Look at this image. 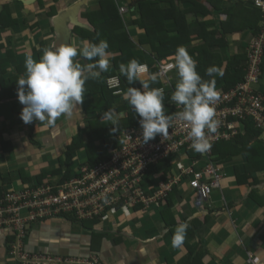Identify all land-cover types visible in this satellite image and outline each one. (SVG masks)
I'll return each mask as SVG.
<instances>
[{
  "label": "trees",
  "instance_id": "1",
  "mask_svg": "<svg viewBox=\"0 0 264 264\" xmlns=\"http://www.w3.org/2000/svg\"><path fill=\"white\" fill-rule=\"evenodd\" d=\"M223 2L224 0H131V3H127V0L120 2L97 0L92 8L82 11L80 17H83L82 19L90 28L73 26V37L88 43H98L101 39L107 40L108 52L113 59L106 72H102L97 79H89L85 83V98L81 104L83 122L75 127L69 141L64 142V146L60 148L58 156L51 159L46 153L41 154L42 157H37L33 173L30 169L19 170L18 181L23 186L21 188L47 186L55 179L59 183L74 176L83 164L92 166L106 160L110 156V151L119 146L116 136L120 131L128 127L140 126L141 118L124 97L129 87L142 90V85L139 81H133L131 85L128 83L126 77L120 72L121 63L126 65L133 59L141 64L146 63L148 73L142 78L147 79L148 74L157 73V63L174 60L177 48L183 46L197 61V71L205 80L210 79L206 75L207 68L211 66L222 68L223 77H216L215 87L218 92V89L225 91L241 82L245 75L244 55L242 52L227 54V37L239 29H248L251 34L257 35L262 29L263 13L255 5V0H232L228 7ZM0 7V104L17 101L18 108L15 112L20 117L23 105L18 100L16 80L20 72L25 69V64L20 59L19 63L12 67L16 55H19L15 53L12 39L16 38L19 28L26 29L28 26L23 24L16 14H12L10 4L5 3ZM120 7H126L127 10L120 13ZM219 12L228 13L227 20H220ZM36 34L35 41L40 43V49L35 57L38 61L43 50L51 47L44 46V42L40 40L43 36L40 32ZM44 35L48 38L51 31L45 32ZM78 58L82 65L94 62L82 57ZM9 69H11L10 74H8ZM172 75L169 86H164V79L159 77L155 84H150V87H164L166 114L173 116L177 108L175 102L171 100V94L179 82L176 68ZM261 75L264 78V51ZM113 76L119 77L120 84L110 88L107 81ZM255 89L264 96V81L256 85ZM116 90H122L124 94H115ZM109 110L112 111L113 118L118 120L115 131L114 125L105 116ZM241 124V131L235 136L227 139L220 138L212 144V153L209 158L224 168L230 167L229 173L234 176L235 183L252 184L255 183L257 172L264 171V128L258 127L249 117L241 120ZM106 129L112 133L110 139L104 137ZM37 136L39 134L35 137L32 133L28 134L25 137L26 143L42 148L40 136L38 138ZM22 143L23 140H20L19 144ZM16 145L17 142L12 137L2 139L0 136V149L5 154L13 152ZM80 149L85 150L86 158L75 168L72 163L74 154ZM187 154L190 157H200V153L194 150H187ZM170 168L169 159H165L149 168L146 180L155 173H160L159 177L165 180ZM11 175L12 172H0V197L6 193L8 187L5 186L11 184ZM171 195L172 193L168 197L164 211L170 210ZM138 211H132L127 217L139 214ZM116 215L126 218L120 208ZM60 216L74 217L65 213ZM74 220L91 232L94 241L101 238L107 231L96 217ZM165 223L168 227L174 225L170 218ZM174 230L175 228L171 227V238ZM194 232L195 225H190L184 243L180 246L186 247V254L189 257L186 262L189 264H198L194 262V259L199 260L197 245H190L186 241ZM98 255L101 259L100 254Z\"/></svg>",
  "mask_w": 264,
  "mask_h": 264
},
{
  "label": "crops",
  "instance_id": "2",
  "mask_svg": "<svg viewBox=\"0 0 264 264\" xmlns=\"http://www.w3.org/2000/svg\"><path fill=\"white\" fill-rule=\"evenodd\" d=\"M6 1L8 2V0H0V5ZM231 1L224 0L223 3L228 7ZM10 6L14 11H18L14 3ZM31 6L34 7L33 4L28 7ZM67 8L63 7L62 11ZM218 16L224 21L229 17L228 13L224 12H219ZM29 20L32 21L33 18ZM31 21L26 24L30 28H19L17 30L19 36L11 41L15 45V53L19 54L16 55L12 67L19 63L20 59L25 64L28 56L36 59L40 43L34 39L40 26L36 25L38 24L36 19L33 25L30 24ZM250 34L248 29L232 32L227 37V54L244 53ZM84 43L85 41L74 37L72 46L81 48ZM10 73L11 69L8 74ZM21 76H26V68L18 75ZM17 108V101L0 104L2 132L0 136L2 139L12 137L17 142L14 151H10L9 154H5L0 149V172H12L11 184L13 181L20 184L18 181L20 169H30L33 173L37 157H42L41 154L46 153L51 159L58 156L61 145L69 141L75 127L81 124L84 118L80 104L73 109L71 117L62 116L54 125L36 120L31 124H25L16 114ZM30 133L34 137L39 134L42 148L26 143L25 137ZM20 140H23L22 144H19ZM229 168H221L223 177L220 181V189L213 190L210 197L203 202H199L197 194L184 183L169 193V195L172 193V205L168 211L164 210L169 196L166 204L159 209L148 212L138 211L139 214L133 217L111 216L112 220L107 222L100 220L104 230L107 231L96 241L93 240L89 230L84 229L74 220L75 217L59 215L45 218L36 226L27 229L23 244L30 254L38 252L44 255L80 257L97 253L100 254L104 264H189L185 262V257L189 258L186 247H173L170 235L171 227L173 229L179 223L187 221L189 225H195V232L186 239L190 245H197L199 249V260L194 259L195 263L249 264L248 256L253 254L259 258L256 264H264V171L257 172L255 183L237 184L232 173H229ZM156 175L157 173L151 176ZM185 193L196 194L194 203L185 200L184 204H181L178 194H182L183 197ZM177 207L180 211L176 215L173 213L176 209L173 208ZM168 218L174 225L168 227L165 223ZM132 226L137 231H133ZM7 234L0 230V264H22L18 258L9 255Z\"/></svg>",
  "mask_w": 264,
  "mask_h": 264
},
{
  "label": "built area",
  "instance_id": "3",
  "mask_svg": "<svg viewBox=\"0 0 264 264\" xmlns=\"http://www.w3.org/2000/svg\"><path fill=\"white\" fill-rule=\"evenodd\" d=\"M255 5L263 13L262 29L249 38L243 80L223 91L215 103L220 125L215 133L208 136L211 145L220 138L227 139L239 133L241 120L247 117L264 128V96L255 89L264 49V0H255ZM126 10V7L119 8L120 13ZM173 68L170 62L158 64L157 73L164 79V86L170 85ZM119 83L118 77L107 81L112 88ZM177 108L173 126L165 138L157 135L144 143L141 126L128 127L116 136L119 146L110 151L106 160L92 166L83 164L74 176L59 183L55 179L43 187L8 189L0 197V228L10 230L11 237L7 242L9 255L18 258L22 264H104L97 253L80 257L30 254L23 244L25 229L41 219L63 213L77 220L96 217L107 222L112 220L111 216H116L119 208L125 217L136 210L148 212L159 209L166 204L169 193L184 183L200 196L201 201L209 198L213 190H219L223 177L221 166L209 158L212 149L200 157L187 154V150H192L188 135L190 129L176 116L182 111L181 106L177 105ZM165 159H169L171 166L166 179L162 180L157 174L146 180L149 168ZM258 261L257 256L249 254V264Z\"/></svg>",
  "mask_w": 264,
  "mask_h": 264
},
{
  "label": "clouds",
  "instance_id": "4",
  "mask_svg": "<svg viewBox=\"0 0 264 264\" xmlns=\"http://www.w3.org/2000/svg\"><path fill=\"white\" fill-rule=\"evenodd\" d=\"M11 10L13 11V9ZM20 13L22 12L20 11ZM58 14L48 18L46 22L39 20L38 24H36L40 26L38 33L40 32L43 35L44 46L51 48L44 49L38 61L33 59L32 56H28L25 60L26 76H21L16 80L18 100L23 105L20 117L25 124H31L36 120L39 122L46 121L49 125H54L56 120L62 116L71 117L73 109L83 103L86 81L97 79L102 72H106L110 66L111 59H113L108 52L109 44L104 39L99 40L98 43L85 42L81 48L72 46L73 40H69L68 45L53 46L56 37L53 30L49 36L53 37V43L52 45L48 44L49 41L47 40L49 39H45L44 33L49 31L48 23H51L53 27V18ZM32 15L34 17L35 14ZM19 17L23 18L21 15ZM79 20L86 23L82 18H79ZM33 21L31 22L33 23ZM22 22L23 24H28L27 19L25 21L23 19ZM71 27L73 28V26ZM243 55L246 73V48ZM78 57L94 62L82 65ZM174 60L157 63V69L158 64L173 63L174 68L170 74L172 78L173 71L176 68L179 82L171 94V100L175 102L176 108L177 105L182 107V111L178 112L176 116L189 126L188 135L192 141V150L196 153L204 154L212 147L208 138L209 134L215 133L220 125V121L216 118L215 103L220 99V94L223 91L218 89L219 93L215 84L216 77H223L224 72L220 67L211 66L206 70V75L210 79L205 80L197 71V61L193 59L183 46L177 48ZM262 62L263 53L259 64V76L256 85L264 81L261 75ZM119 68L121 74L126 77L130 85L133 81H139L142 85V90L129 87L124 98L141 118L139 123L142 128L143 142L147 143L155 139L157 135H161L164 138L167 137L169 129L173 126L174 117L166 114L164 90L150 87V84L157 82L160 77L159 74L151 73L148 74L147 79H143L142 77L148 73V65L146 63L141 64L135 59L129 61L126 65L121 63ZM114 93L120 94L123 91L116 90ZM105 116L114 125L113 130L115 131L118 120L113 118L112 111L106 112ZM8 189L14 188L8 187L6 191ZM32 226H36V224L28 226L25 229V234L27 229ZM189 227L190 225L187 221L179 223L175 227L171 240L173 247L183 245ZM0 230L8 233L6 237L10 241V230L8 231L6 228H0Z\"/></svg>",
  "mask_w": 264,
  "mask_h": 264
},
{
  "label": "flooded vegetation",
  "instance_id": "5",
  "mask_svg": "<svg viewBox=\"0 0 264 264\" xmlns=\"http://www.w3.org/2000/svg\"><path fill=\"white\" fill-rule=\"evenodd\" d=\"M19 1L20 0H14V4H15V7H17L18 12L16 14V11L13 10L12 14L13 13L16 14V16L22 21H23V19H24V21H25V19H27V21H31L29 19L33 18V20L37 19V21L40 20V21L46 22L48 18H51L54 15L58 14L60 11H62L63 7L67 8L68 6L74 5L75 2H77L79 0H69V1H67V0H42V1H40V0H21L20 1L21 4ZM80 1H83V0H80ZM89 1L90 0H88V2L85 3V5L81 8V11L86 10L87 7L90 8L91 5H94L95 2L90 3ZM3 4H5V3H3ZM3 4H1V5H3ZM31 4H33L34 7L32 8V6H31L30 7L31 9H30L28 6H30ZM19 10L22 13H20ZM32 14H35L34 17L32 16ZM80 14H79V18H81ZM19 15L23 16V18L19 17ZM30 24H33V23L30 22ZM48 26H49L48 30H50L52 32L53 27H52L51 23H48ZM71 29H72V27H71ZM52 38L53 37H48L45 39H49L47 41H49V43H53ZM69 40L74 41L73 35L70 36Z\"/></svg>",
  "mask_w": 264,
  "mask_h": 264
},
{
  "label": "water",
  "instance_id": "6",
  "mask_svg": "<svg viewBox=\"0 0 264 264\" xmlns=\"http://www.w3.org/2000/svg\"><path fill=\"white\" fill-rule=\"evenodd\" d=\"M85 1H77L74 5H71L66 10L61 11L57 16L53 18V30L55 33L54 45H68L69 38L72 34L71 26L88 27L90 26L78 18L81 8L85 5ZM127 3H131V0H127ZM1 8V7H0ZM199 202L201 201L200 196H197Z\"/></svg>",
  "mask_w": 264,
  "mask_h": 264
},
{
  "label": "rangeland",
  "instance_id": "7",
  "mask_svg": "<svg viewBox=\"0 0 264 264\" xmlns=\"http://www.w3.org/2000/svg\"><path fill=\"white\" fill-rule=\"evenodd\" d=\"M121 1V0H120ZM119 1V2H120ZM8 2H10V5H13V3H14V0H9ZM88 2V0L87 1H85V3H87ZM90 3H94V2H97V0H90L89 1ZM4 3H7V1L6 2H4ZM94 5H91L90 6V8H92ZM87 9H88V7H87ZM81 18H83L82 16H81ZM19 35H16V37H18ZM14 39V38H13ZM48 44H50L49 42H48ZM25 57H27V54L25 55ZM39 136H37V138H38ZM104 137H105V139H110L111 137H112V133L108 130V129H106L105 131H104ZM68 141H66V143H67ZM64 146V143L61 145V148ZM85 158H86V154H85V150L84 149H80V150H77L76 151V153L74 154V158H73V166H75V168L78 166V165H80V164H82L84 161H85ZM10 187L11 188H14V189H17V188H21V187H23L21 184H17V181L15 182V181H13L12 182V184L10 185ZM194 195H190V194H188V193H185V194H183V197H182V194L180 195V194H178V200L179 199H181V204H184V201L186 200V201H189L190 203H194V198H195V193H193ZM176 209V210H175ZM173 210H175L173 213H177L178 211H180L179 210V207H177V208H173ZM134 214V213H133ZM177 215V214H176ZM133 216H135V215H132V217ZM133 231H137V229L135 228V227H133L132 226V228H131ZM185 257V256H184ZM185 259H187L186 257H185ZM186 262V261H185Z\"/></svg>",
  "mask_w": 264,
  "mask_h": 264
}]
</instances>
